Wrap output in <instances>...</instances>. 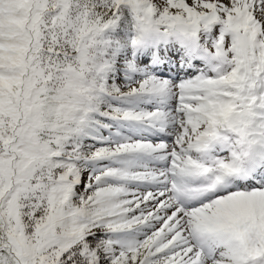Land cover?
<instances>
[{
  "label": "snow or ice",
  "instance_id": "obj_1",
  "mask_svg": "<svg viewBox=\"0 0 264 264\" xmlns=\"http://www.w3.org/2000/svg\"><path fill=\"white\" fill-rule=\"evenodd\" d=\"M0 264H264V0H0Z\"/></svg>",
  "mask_w": 264,
  "mask_h": 264
}]
</instances>
